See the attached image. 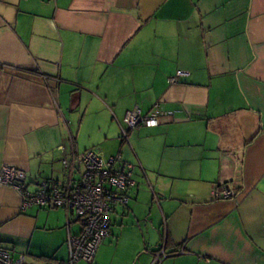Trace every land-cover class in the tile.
Returning <instances> with one entry per match:
<instances>
[{
  "label": "crops",
  "instance_id": "1",
  "mask_svg": "<svg viewBox=\"0 0 264 264\" xmlns=\"http://www.w3.org/2000/svg\"><path fill=\"white\" fill-rule=\"evenodd\" d=\"M155 104L173 115L122 142L125 112ZM90 123L101 138L82 144ZM87 149L136 173L92 264H149L162 246L161 264H264V0H0V169L33 191ZM223 183L234 194L214 197ZM19 207L0 185L3 248L35 232L66 245L63 209L40 224ZM129 231L144 247L126 261Z\"/></svg>",
  "mask_w": 264,
  "mask_h": 264
},
{
  "label": "built area",
  "instance_id": "2",
  "mask_svg": "<svg viewBox=\"0 0 264 264\" xmlns=\"http://www.w3.org/2000/svg\"><path fill=\"white\" fill-rule=\"evenodd\" d=\"M186 74L178 70L169 80L174 83L179 76ZM173 113L174 110L163 109L158 104L146 114H142L138 106L132 107L123 117L120 129L122 142L128 141V133L137 126H156L161 117L172 116ZM62 164L68 169L67 180H43L37 182V188L33 191L27 189L25 171L5 164L0 169V185L18 193L21 212L31 206L61 208L65 211L66 260L47 259L28 263L24 255L15 254L0 245V264H75L79 261L92 264L98 246L109 235L112 204L119 202L125 205L130 197L134 186L131 176L133 165L123 162L120 153L103 156L94 149L65 158ZM233 194V189L226 183L213 189L216 198ZM73 222L77 224V229L72 232L70 227ZM167 255L162 246L152 252L149 264H161Z\"/></svg>",
  "mask_w": 264,
  "mask_h": 264
},
{
  "label": "rangeland",
  "instance_id": "3",
  "mask_svg": "<svg viewBox=\"0 0 264 264\" xmlns=\"http://www.w3.org/2000/svg\"><path fill=\"white\" fill-rule=\"evenodd\" d=\"M91 115H92V110L88 111L87 118L91 117ZM96 127L97 125L95 123H90L83 126L82 137L84 139L82 141V144H86L88 142H95L97 138L98 139L101 138V136L95 132ZM126 146H128V144H126ZM135 174L132 176V179H134ZM31 207L28 208L26 213L31 216H34L36 215V212H39V215L37 216L38 217L37 220L40 224L44 222H47L48 224H52L59 217L58 215H61V217L59 218H61V221H63L64 224L65 221L64 213L61 210V208H47V207H38V206H31ZM48 212L50 213L49 215L47 214ZM110 215L112 217V213ZM76 228L77 226L74 225V227H72L73 231L76 230ZM112 234L113 236H110V241L112 238L116 239L115 233L112 232ZM152 241L153 239H151V242L147 240L145 243L146 246L145 248H149V249L152 248L154 244ZM60 242H58V234L35 232L32 238L28 242L18 245L15 243L14 245L11 244L7 246V249L9 248V250L15 254L24 255L25 261L28 263H38L40 262V260L47 258H52L55 260H66L67 257L66 245H64L63 242L61 243ZM143 247L144 246H143L142 238L140 237V235H137L135 231L133 232L129 231L123 234L118 243V248L122 252L124 259L126 261L129 260L130 258L137 259L138 255L140 254L138 253V251ZM145 253L148 252L145 251ZM75 264H86V263L83 261H79L76 262Z\"/></svg>",
  "mask_w": 264,
  "mask_h": 264
}]
</instances>
